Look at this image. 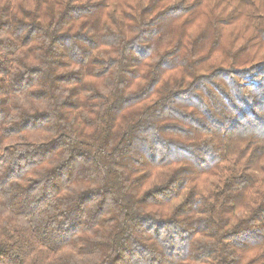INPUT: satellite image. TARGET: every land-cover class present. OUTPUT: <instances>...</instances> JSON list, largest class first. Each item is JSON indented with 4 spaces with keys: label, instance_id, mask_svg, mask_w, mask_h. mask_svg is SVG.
I'll return each mask as SVG.
<instances>
[{
    "label": "trees",
    "instance_id": "trees-1",
    "mask_svg": "<svg viewBox=\"0 0 264 264\" xmlns=\"http://www.w3.org/2000/svg\"><path fill=\"white\" fill-rule=\"evenodd\" d=\"M0 264H264V0H0Z\"/></svg>",
    "mask_w": 264,
    "mask_h": 264
}]
</instances>
